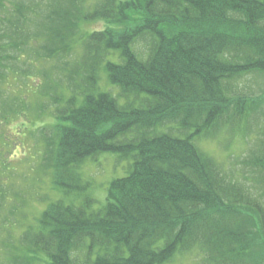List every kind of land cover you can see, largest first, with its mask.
I'll use <instances>...</instances> for the list:
<instances>
[{"label": "trees", "instance_id": "1", "mask_svg": "<svg viewBox=\"0 0 264 264\" xmlns=\"http://www.w3.org/2000/svg\"><path fill=\"white\" fill-rule=\"evenodd\" d=\"M92 20L106 26L82 34ZM252 71L264 72V0H0V141L36 132L65 196L10 263L164 264L194 247L198 264L260 263L264 132L231 173L197 144L252 120L258 100L232 86ZM104 151L127 170L97 205L82 165Z\"/></svg>", "mask_w": 264, "mask_h": 264}, {"label": "rangeland", "instance_id": "2", "mask_svg": "<svg viewBox=\"0 0 264 264\" xmlns=\"http://www.w3.org/2000/svg\"><path fill=\"white\" fill-rule=\"evenodd\" d=\"M95 0H92V3ZM104 20L84 21L81 23L82 34L102 29ZM70 51V58H75L81 49ZM234 93L237 91L253 95L258 102L255 104L252 120L246 125H225L210 135H199L197 144L213 158L217 159L224 170L231 173L251 143L264 132V72L252 71L235 80ZM238 95V94H237ZM33 95L28 99L34 100ZM33 103V102H32ZM31 106V105H30ZM32 107V106H31ZM48 120V119H47ZM15 129V128H14ZM22 145L11 148L12 143L0 141L2 151H6L12 159L7 165H0V182L3 200L0 206V264H11V257L19 249V235L32 225L47 203L62 197L61 191L54 188L45 168L39 166L41 157V140L33 131L22 138ZM8 149H11L9 151ZM5 157H0L1 159ZM127 160L121 159L114 152L104 151L97 158L87 159L82 165V178L88 181L86 192L94 196L98 203L104 201L108 181L113 177L122 176L127 170ZM2 163V162H1ZM236 173L240 174L239 170ZM3 183V184H2ZM6 195V197H5ZM63 197H65L63 195ZM264 202V201H263ZM264 245V244H263ZM260 249L263 248L261 245ZM264 264V248L258 251ZM199 256L195 252L175 253L164 264H198Z\"/></svg>", "mask_w": 264, "mask_h": 264}, {"label": "bare ground", "instance_id": "3", "mask_svg": "<svg viewBox=\"0 0 264 264\" xmlns=\"http://www.w3.org/2000/svg\"><path fill=\"white\" fill-rule=\"evenodd\" d=\"M191 252H195L198 254L199 256V260L201 259L202 257V253L200 252V250L197 248V247H194L193 249L190 250ZM189 252V251H188ZM190 253V252H189Z\"/></svg>", "mask_w": 264, "mask_h": 264}]
</instances>
